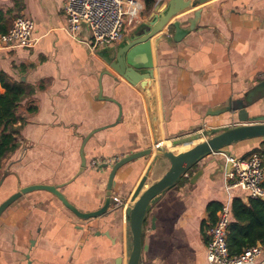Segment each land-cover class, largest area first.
Segmentation results:
<instances>
[{"label": "crops", "instance_id": "obj_1", "mask_svg": "<svg viewBox=\"0 0 264 264\" xmlns=\"http://www.w3.org/2000/svg\"><path fill=\"white\" fill-rule=\"evenodd\" d=\"M150 2L148 10L142 0L138 20L125 26L120 42L92 53L87 26L77 35L67 33L62 0H0V37L18 15L34 24L31 48L0 45V74L33 90L17 109L18 147L0 166V204L19 188L54 185L78 211H97L116 161L162 144L170 151L174 140L201 133L205 140L237 126V112L225 109L246 98L255 99L247 107L250 116H264V89L257 88L264 84V0H207L174 16L149 40L153 123L142 91L103 59L157 14L162 2ZM196 13L194 29L173 41L169 25L179 21L187 28ZM263 141H244L227 151L245 160L256 149L264 151ZM153 156L117 171L111 206L98 218H77L45 191L22 195L0 215V264H126L125 211ZM212 159L200 160L150 202L140 264H208L211 212L230 207L233 199L245 205L251 199L228 187L226 167ZM198 170L202 175L190 183Z\"/></svg>", "mask_w": 264, "mask_h": 264}, {"label": "water", "instance_id": "obj_2", "mask_svg": "<svg viewBox=\"0 0 264 264\" xmlns=\"http://www.w3.org/2000/svg\"><path fill=\"white\" fill-rule=\"evenodd\" d=\"M207 0H165L158 4L155 8L154 15L149 21L139 25L133 34L125 40V43L115 50L111 55L104 57L105 63L110 66L113 71L118 73L123 79L132 85L138 86L147 101V106L151 120L156 122V102L154 90L152 88V63L150 56V38L156 33L162 31L165 25L177 14L183 12L190 5L195 6ZM198 13L195 14L193 20L189 21V27L182 28L179 21H175L169 25V30H173L172 40L180 41L189 31L194 29L198 19ZM257 88L264 89V84ZM254 99V97H251ZM246 98V102L240 100L230 104L225 111L237 112L239 125L226 128L218 134H209L204 141H199L198 135L183 137L171 142L173 147L197 142L190 150L174 154L167 151L163 145L156 148H149L137 153H133L116 161L108 174L107 185L105 188V199L103 205L97 211L90 213H82L78 211L60 192L59 188L54 185H32L25 188H19L18 192L6 199L0 204V215L22 195L32 191H45L57 198L61 204L79 219L87 220L90 218H98L105 214L111 206L114 193L112 184L117 171L126 164L137 159L150 157L153 153V160L142 178L131 198L132 205L125 211L128 232L130 235V248L126 256V264H140L142 252V234L143 224L146 218L147 209L151 201L158 198L165 191L177 184L187 172L194 168L198 162L205 157L213 156L211 163H216L227 170L231 171L232 164L225 160V156L236 159L234 155L227 151L228 147L238 143L256 139H264V116H250L247 107L255 103V99ZM222 112V111H220ZM164 159L168 162V169L160 178L153 183L146 185L147 177L153 169L156 162ZM108 165H105L107 167ZM203 171L198 170L190 179V183H194ZM264 202V200H262ZM116 264H121V260Z\"/></svg>", "mask_w": 264, "mask_h": 264}, {"label": "built area", "instance_id": "obj_3", "mask_svg": "<svg viewBox=\"0 0 264 264\" xmlns=\"http://www.w3.org/2000/svg\"><path fill=\"white\" fill-rule=\"evenodd\" d=\"M62 10L66 17V31L74 36L81 26H87L91 35L90 50L121 41L125 26L133 25L139 18L142 0H62ZM163 2L165 0H156ZM34 24L24 15L14 18L9 31L0 37V45L15 44L31 48ZM225 160L232 164L227 174L229 188L247 192L249 198L264 200V168L262 156L254 153L248 159ZM231 221L230 207L226 203L216 215L214 223L207 230L206 261L208 264H264V245L257 244L244 250L238 256H231L227 248V230Z\"/></svg>", "mask_w": 264, "mask_h": 264}, {"label": "trees", "instance_id": "obj_4", "mask_svg": "<svg viewBox=\"0 0 264 264\" xmlns=\"http://www.w3.org/2000/svg\"><path fill=\"white\" fill-rule=\"evenodd\" d=\"M146 8L150 10L151 2L147 0ZM0 85L4 93L0 94V166L2 162L18 147L15 139L19 129L15 127L22 121L17 109L23 101L33 95V90L18 81H10L0 74ZM264 146V141L261 143ZM254 153L261 156L264 151L256 149ZM264 188V183H263ZM211 212L212 222L219 210ZM231 221L227 230V248L231 256H238L244 250L257 244L264 245V202L250 199L248 205L239 199H233L230 206Z\"/></svg>", "mask_w": 264, "mask_h": 264}, {"label": "rangeland", "instance_id": "obj_5", "mask_svg": "<svg viewBox=\"0 0 264 264\" xmlns=\"http://www.w3.org/2000/svg\"><path fill=\"white\" fill-rule=\"evenodd\" d=\"M197 135L199 136V141H204L205 135L203 133H201L200 135L199 134H197ZM168 167H169L168 162L164 159H160L158 162H156L153 169L150 171V173L148 175L149 180H146V183L148 185L153 183L158 176L163 174L168 169ZM188 172L192 173V169L189 170ZM128 239H130L129 232H128Z\"/></svg>", "mask_w": 264, "mask_h": 264}, {"label": "bare ground", "instance_id": "obj_6", "mask_svg": "<svg viewBox=\"0 0 264 264\" xmlns=\"http://www.w3.org/2000/svg\"><path fill=\"white\" fill-rule=\"evenodd\" d=\"M195 142V141H194ZM191 143V144H189V145H184V146H182V147H178V146H175V147H173L172 145V147H170V152H172V153H174V154H178V153H182V152H185V151H188V150H190L193 146H194V144L195 143ZM165 148H166V150H167V147L164 145V144H162ZM179 146H181V145H179ZM167 151H169V150H167Z\"/></svg>", "mask_w": 264, "mask_h": 264}]
</instances>
